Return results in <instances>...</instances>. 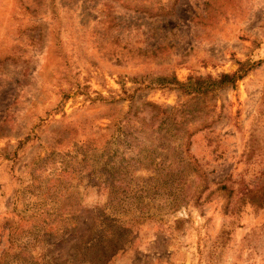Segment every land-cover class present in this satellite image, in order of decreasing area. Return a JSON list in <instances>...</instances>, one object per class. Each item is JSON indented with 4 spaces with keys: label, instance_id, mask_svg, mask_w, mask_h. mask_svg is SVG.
<instances>
[{
    "label": "rangeland",
    "instance_id": "1",
    "mask_svg": "<svg viewBox=\"0 0 264 264\" xmlns=\"http://www.w3.org/2000/svg\"><path fill=\"white\" fill-rule=\"evenodd\" d=\"M0 264H264V0H0Z\"/></svg>",
    "mask_w": 264,
    "mask_h": 264
},
{
    "label": "trees",
    "instance_id": "2",
    "mask_svg": "<svg viewBox=\"0 0 264 264\" xmlns=\"http://www.w3.org/2000/svg\"><path fill=\"white\" fill-rule=\"evenodd\" d=\"M162 78H163L162 81L167 80L168 83H171L172 85H174L173 87H175V89H178V90L182 89L183 91H186L188 94H190L192 91L205 94L208 91H214L215 89L211 86L204 85L201 82H197L195 85L192 83H189V84L182 83L176 78L175 75H172V76L165 75ZM237 78L238 77L236 76V74H222L221 77L218 79V84L223 86L227 83H233L237 80ZM189 87H191V90ZM225 187L226 185L222 184V186L217 187V190L224 189ZM102 217L103 218L97 219V223L101 224L103 220L107 221V218L105 216H102Z\"/></svg>",
    "mask_w": 264,
    "mask_h": 264
}]
</instances>
